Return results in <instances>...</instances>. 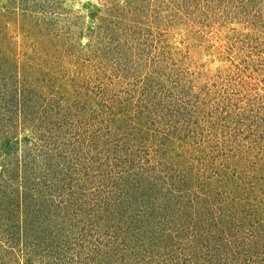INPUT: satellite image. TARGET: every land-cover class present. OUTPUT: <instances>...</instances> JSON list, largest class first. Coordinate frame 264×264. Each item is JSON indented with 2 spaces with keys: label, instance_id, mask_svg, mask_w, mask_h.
Masks as SVG:
<instances>
[{
  "label": "rangeland",
  "instance_id": "obj_1",
  "mask_svg": "<svg viewBox=\"0 0 264 264\" xmlns=\"http://www.w3.org/2000/svg\"><path fill=\"white\" fill-rule=\"evenodd\" d=\"M52 105L75 112L81 136L58 124ZM11 146L39 157L6 182ZM117 147L143 168L146 193L118 177L120 191L90 194L93 176L114 173L104 152ZM77 150L89 169L64 174L76 193L47 226L69 227L84 215L75 203L97 194L103 214L132 207L116 230L159 209L157 245L127 237L137 253L122 248L120 264H264V0H0V264L23 260L7 240L35 212L27 195L48 189L32 178L43 165L67 167ZM166 178L174 193L160 192Z\"/></svg>",
  "mask_w": 264,
  "mask_h": 264
},
{
  "label": "trees",
  "instance_id": "obj_2",
  "mask_svg": "<svg viewBox=\"0 0 264 264\" xmlns=\"http://www.w3.org/2000/svg\"><path fill=\"white\" fill-rule=\"evenodd\" d=\"M9 98L14 99V101L15 99L17 100L16 95L13 94ZM52 106L54 107L53 114L63 119L61 123L58 124H60V126L63 125L62 128L65 131L66 129H69L71 124H73L74 127L76 123L80 124L81 120L73 118L75 112H71V110L65 109H62V111H60V109L57 108V105ZM61 114L62 116H60ZM67 125L69 127H67ZM74 127L70 129H74ZM81 133L82 132L75 127L74 134L76 136H81ZM117 148L112 152L111 155L106 152V150L104 152L107 162L109 160L111 164H117L116 168L113 167L115 169L113 174L110 173L107 176H104L105 178H100L101 176H96V178H94L93 176L91 180L94 179V181L90 180V176L88 173L87 176L85 174L86 179L90 180V183L92 184V186H94L89 190L90 194L93 195L96 193V191L98 192V187L100 189H103L107 185L108 187H114L113 189L114 191H116L117 189H120V187L118 186L119 183H126L129 186L132 185L133 182L135 183L137 180L140 181V183H137V185L139 184L138 189H140V193H146L148 186L147 188H144V183H142L144 180L142 172H140L143 168H141V170L137 169L136 171V168H134L133 160L135 158H130L131 154L129 151L126 152V156L122 154V148ZM15 150L17 149H14L12 146L10 147L9 151H11V155L9 152L2 167V172L5 175L4 178L6 182L12 181L14 175L18 174L15 172V169L21 167L23 170V174H28L29 172H32V166H36V161H38V153H35L33 156V154H21V152H17ZM78 150L74 154L76 159H68L66 161L64 160V164L67 167L62 168L61 170H57L51 164L49 167L43 165L44 168L40 179L35 180L34 178H32V180L35 181V183H37V185L40 187L39 189L45 186V188L48 187L47 190L52 189L54 192L47 193V190H43L44 193L47 194L45 195L42 191H37V194L40 197L39 200L37 199V196L27 195V197L29 196V199H32V197L36 199L34 201L35 212L34 214L32 213V216H26L23 220H16V223H14L16 225V228L15 230H13V233L16 234V231L19 230V228L24 233H17L15 236L16 239L7 240L8 243H14L15 241L17 252L21 253L23 259L20 261V264H120L119 262L122 257H120L119 255H121L120 251L122 248H127V246H130V254L136 255L137 253V251H133L134 248H132V246L129 245L125 240L127 237L134 236L136 239H134L133 244L136 245V243L138 242L142 248L144 243L146 242L150 245V247H154L155 245H157L158 242L156 243V239L154 238L155 230L152 229L155 226L159 227L162 223L160 219L155 218L156 215H158L156 212H158L159 210L156 209L157 206L151 208L149 213L140 214L138 212L137 214L131 216L133 227H131L132 225H130L124 228L121 227L119 230H116L115 226H113V222H117L121 215L129 213L132 207L120 203L117 209H110V212L103 214L102 212L104 210L105 204H103L104 202H101V200H97V198L99 197V195L97 194L95 196V199L93 197H90V199H87L84 203L81 200L75 203L77 204L76 212H83L84 215L82 216V218H79L78 216L73 217V220L75 221L71 222L69 224V227L65 226V221L63 219L58 223L53 222L49 226L46 225V221H48V218L54 216L58 219L60 218L59 214L65 212L66 207L65 204H63L64 197H70L69 195H73L72 197H74V193H76L73 186H68V183L70 182L62 183L64 174L66 177H68L69 175L67 173H70L72 171H74L75 174H78L79 171H87L89 169L86 168L89 167L87 166V164H80V161L83 158L81 157L80 151ZM97 156L98 159H101L99 155ZM143 159L146 160L147 158H142L141 163H143ZM146 162L148 163V165L144 168L149 170L153 166V164L148 162L147 160ZM106 164L108 165L109 162ZM33 170L35 169L33 168ZM105 171L109 172V170L107 169H105ZM48 175H50L52 178H48ZM136 175H138L139 178L135 177ZM118 177L120 178V182L117 184L116 180ZM47 179L52 180V183L47 184ZM170 180L171 182L169 183L166 178L165 182L167 184L165 185V188L163 190L161 187H159L160 192L167 190L168 194L174 193L173 190L175 189L176 185L174 184V180H172V178H170ZM146 181H148L149 184L152 183L149 178H147ZM60 182L62 185H59ZM35 183L33 185V188L36 187ZM177 191H180V186H178ZM179 194L180 193L174 195V198L177 202H180V200L184 197L180 196ZM163 196H165V194ZM7 203L6 204L8 206L11 204V202H9L8 200ZM79 208H81V210H79ZM1 213L3 218L10 220V218L13 217L11 216L13 213V208L9 206V208H6ZM165 214L166 212L164 210V214L162 217H164ZM138 215H142V217L138 218ZM8 227L9 224H7V228ZM161 228L164 227L162 226ZM101 231L102 235H100ZM213 238H215L214 243H218V240H220L219 236H215V234ZM119 239H121V241H119ZM86 247H88V249H86ZM212 247H215V244H213ZM112 257H114V259H112ZM4 264L6 263L4 262Z\"/></svg>",
  "mask_w": 264,
  "mask_h": 264
}]
</instances>
